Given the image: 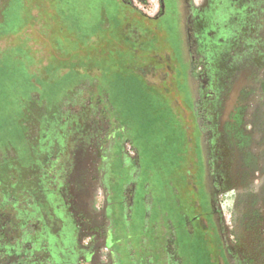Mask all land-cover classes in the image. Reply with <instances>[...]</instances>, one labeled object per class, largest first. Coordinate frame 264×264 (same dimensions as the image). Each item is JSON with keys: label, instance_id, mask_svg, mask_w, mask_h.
<instances>
[{"label": "flooded vegetation", "instance_id": "obj_1", "mask_svg": "<svg viewBox=\"0 0 264 264\" xmlns=\"http://www.w3.org/2000/svg\"><path fill=\"white\" fill-rule=\"evenodd\" d=\"M121 1L135 44L154 40L132 58L164 69L176 144L145 165L102 92L29 109L27 153L0 161V264H192L196 243L264 264V0Z\"/></svg>", "mask_w": 264, "mask_h": 264}, {"label": "rangeland", "instance_id": "obj_2", "mask_svg": "<svg viewBox=\"0 0 264 264\" xmlns=\"http://www.w3.org/2000/svg\"><path fill=\"white\" fill-rule=\"evenodd\" d=\"M145 10L153 14L156 0ZM171 23L172 17L165 16L155 24L169 29ZM142 24L121 0H0V161L8 149L20 159L27 153L29 109L50 113L85 92L104 93L140 148L144 138L152 155L156 149L165 155L173 149L174 139L162 145L156 139L166 130L157 112V104L167 99L158 84L165 71L150 62L136 64L145 61L147 48L155 49L148 37L135 44L143 31L134 28ZM136 46L140 54L134 62L131 48ZM236 86L235 97L243 81ZM235 97L227 106L229 96L224 116ZM194 252L192 264H210L200 244Z\"/></svg>", "mask_w": 264, "mask_h": 264}, {"label": "trees", "instance_id": "obj_3", "mask_svg": "<svg viewBox=\"0 0 264 264\" xmlns=\"http://www.w3.org/2000/svg\"><path fill=\"white\" fill-rule=\"evenodd\" d=\"M157 112H159V119L160 122H163L164 125L166 126V130L163 131L164 133H160L161 135L159 137H157V142L158 144H163L165 142L166 138H171L176 140V137L174 136V132L176 131V128H173V123L177 124V120L175 119V116L172 113V110L169 108L168 104L166 101H161L160 103L157 104ZM151 136H149L148 139H150ZM152 139V138H151ZM142 142V151H143V155H144V159L146 160V162L149 164L151 161H158V156L160 158H164L165 154H162V152L160 153L159 150L156 149V152L154 155L151 154V147L150 145H148V140L147 139H140ZM155 158V159H154Z\"/></svg>", "mask_w": 264, "mask_h": 264}, {"label": "bare ground", "instance_id": "obj_4", "mask_svg": "<svg viewBox=\"0 0 264 264\" xmlns=\"http://www.w3.org/2000/svg\"><path fill=\"white\" fill-rule=\"evenodd\" d=\"M236 88H237V86L234 85V87L232 88L231 93L229 95L230 96V99L228 101V105L227 106H230L232 99L235 97V95H236Z\"/></svg>", "mask_w": 264, "mask_h": 264}, {"label": "crops", "instance_id": "obj_5", "mask_svg": "<svg viewBox=\"0 0 264 264\" xmlns=\"http://www.w3.org/2000/svg\"><path fill=\"white\" fill-rule=\"evenodd\" d=\"M133 140V139H132ZM133 142L135 143V141L133 140ZM139 147V146H138ZM139 149H140V151H141V156H142V160H143V163L145 164V165H148V163L146 162V160L144 159V155H143V151H142V149L139 147Z\"/></svg>", "mask_w": 264, "mask_h": 264}]
</instances>
